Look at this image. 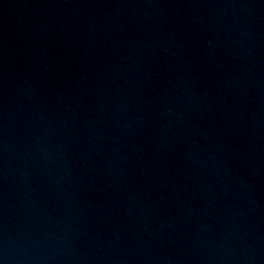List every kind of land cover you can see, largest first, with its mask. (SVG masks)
Segmentation results:
<instances>
[{"label": "water", "instance_id": "water-1", "mask_svg": "<svg viewBox=\"0 0 264 264\" xmlns=\"http://www.w3.org/2000/svg\"><path fill=\"white\" fill-rule=\"evenodd\" d=\"M0 264H264V0H0Z\"/></svg>", "mask_w": 264, "mask_h": 264}]
</instances>
